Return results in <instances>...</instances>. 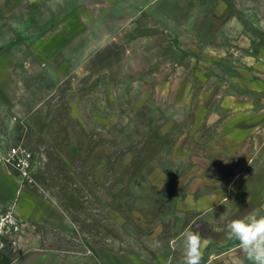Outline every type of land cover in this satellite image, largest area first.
<instances>
[{
  "label": "rangeland",
  "instance_id": "1",
  "mask_svg": "<svg viewBox=\"0 0 264 264\" xmlns=\"http://www.w3.org/2000/svg\"><path fill=\"white\" fill-rule=\"evenodd\" d=\"M31 154L33 182L6 158ZM0 264H248L264 215V0H0Z\"/></svg>",
  "mask_w": 264,
  "mask_h": 264
},
{
  "label": "clouds",
  "instance_id": "2",
  "mask_svg": "<svg viewBox=\"0 0 264 264\" xmlns=\"http://www.w3.org/2000/svg\"><path fill=\"white\" fill-rule=\"evenodd\" d=\"M228 238L239 242L248 264H264V215L252 214L233 220L228 225ZM200 256L201 238L198 233L188 232L183 264H199Z\"/></svg>",
  "mask_w": 264,
  "mask_h": 264
},
{
  "label": "built area",
  "instance_id": "3",
  "mask_svg": "<svg viewBox=\"0 0 264 264\" xmlns=\"http://www.w3.org/2000/svg\"><path fill=\"white\" fill-rule=\"evenodd\" d=\"M6 163L15 169L22 181L32 183L31 154L21 147L11 150ZM23 226L11 208L5 209L0 205V248L16 246L22 233Z\"/></svg>",
  "mask_w": 264,
  "mask_h": 264
}]
</instances>
